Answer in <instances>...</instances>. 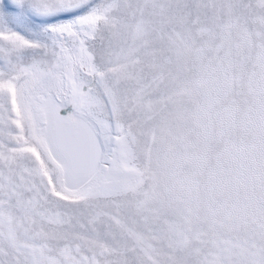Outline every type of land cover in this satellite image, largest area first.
I'll use <instances>...</instances> for the list:
<instances>
[{"label": "snow or ice", "instance_id": "snow-or-ice-1", "mask_svg": "<svg viewBox=\"0 0 264 264\" xmlns=\"http://www.w3.org/2000/svg\"><path fill=\"white\" fill-rule=\"evenodd\" d=\"M0 264H264V0H0Z\"/></svg>", "mask_w": 264, "mask_h": 264}]
</instances>
